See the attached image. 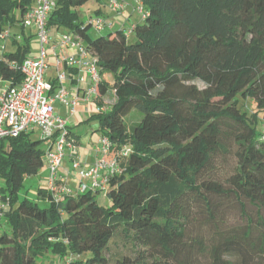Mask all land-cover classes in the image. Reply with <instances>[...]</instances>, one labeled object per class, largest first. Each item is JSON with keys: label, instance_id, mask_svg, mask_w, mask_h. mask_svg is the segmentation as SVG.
<instances>
[{"label": "trees", "instance_id": "1", "mask_svg": "<svg viewBox=\"0 0 264 264\" xmlns=\"http://www.w3.org/2000/svg\"><path fill=\"white\" fill-rule=\"evenodd\" d=\"M88 1L55 0L47 29L87 40L99 76L112 74L111 86L99 82L90 119L129 154L108 179V206L97 191L56 204L47 188L37 201L18 196L44 165L42 140L3 141L0 264L69 254L77 264H264V133L255 127L264 112V0H133L145 18L129 34L121 26L91 39L77 13ZM33 4L0 0V34ZM26 52L18 45L2 56L1 80L20 82L10 63ZM133 110L143 117L128 131ZM116 238L130 253L108 256Z\"/></svg>", "mask_w": 264, "mask_h": 264}, {"label": "built area", "instance_id": "2", "mask_svg": "<svg viewBox=\"0 0 264 264\" xmlns=\"http://www.w3.org/2000/svg\"><path fill=\"white\" fill-rule=\"evenodd\" d=\"M35 8L29 10L20 21L21 27L35 25L40 53L35 58H25L22 62L12 61L10 67L19 72L21 80H1L0 84V145L3 141L17 138L23 133H38L49 146L45 151L44 160L48 165L49 178L46 188L51 193L53 202L58 204L64 198L72 195L67 186L66 177L58 174V168L66 157L68 149L75 147V140L69 128L68 118L73 117L83 102H90L98 95V85L101 80L97 69V59L88 51L84 41L75 39L72 35L57 34L50 37L47 21L55 9V0H34ZM109 6L113 11L122 13L124 4L119 0H111ZM139 7L142 19L145 15ZM96 32H102L107 26L106 21L90 20ZM132 25L127 30L129 34ZM9 32L0 34V45L5 47ZM69 50L72 55L63 57V52ZM55 58L56 80L50 83L46 80L49 54ZM65 68H78L77 82L88 83L80 96L76 91L71 93L66 83L68 74L60 71ZM66 110L67 117H63L56 105ZM129 154V149L123 147L115 150L107 137L102 136L96 149V158L87 168L78 171L79 184L77 193L87 191L101 192L108 183V179L121 172L120 160ZM72 167L80 168V162L75 155H71ZM1 186V183H0ZM8 203L0 197V230ZM74 259L71 256L70 262Z\"/></svg>", "mask_w": 264, "mask_h": 264}, {"label": "rangeland", "instance_id": "3", "mask_svg": "<svg viewBox=\"0 0 264 264\" xmlns=\"http://www.w3.org/2000/svg\"><path fill=\"white\" fill-rule=\"evenodd\" d=\"M133 2V0H131ZM109 1L107 2V6L103 8H99V4L96 0H90L87 3H85L83 6L77 8V13L79 14V19L83 22H88L90 20L94 21L96 19L106 21L107 23L114 24L113 28L111 29V32H115L118 27H125L126 29H129L130 26L134 23L139 22L142 17L139 13V5L133 2L131 5L133 7H130L135 11V13L129 17L131 14V9H129L127 12H125V15H120L116 11H113L112 8L108 5ZM124 4L126 6V0H124ZM35 8V4H33L31 9ZM20 17H17V20H19ZM7 31L9 32V36L6 40V46L3 48L2 45H0V51L2 53H9L11 51H14L17 49V46L20 45L22 47L27 48L26 52V58H35L40 53V44L37 39V29L35 25H30L26 27H21L19 21H15L11 27H7ZM60 35H68V32L65 29H60L58 32H55L54 30H49L50 37H53L55 34ZM108 33V30H103L101 35H106ZM89 38H95L97 36L95 26L92 24L88 29ZM16 41L17 43H14ZM134 41V36H130L129 42ZM88 41H84V44L87 45ZM49 54V53H48ZM55 59V58H54ZM55 60L53 58L49 61L50 65H54ZM51 74L54 73V71H51ZM101 79L104 81H107L109 86H111L113 82V76L110 73H104L101 74ZM196 85L199 88H203V84L201 82H196ZM108 99L109 102H107V105H109L112 102V97H106V100ZM238 100V106L245 111H247L249 114L252 112L257 111V107L255 102L252 98H243L241 96H237L236 98ZM84 104L88 105L89 102H83ZM57 109L61 106L58 104L56 105ZM89 113L93 115V113L97 112V106L94 102H90L88 105ZM81 111V109H80ZM62 115L64 114L63 109L61 110ZM80 113V112H79ZM77 114L74 120L71 121L70 125L73 129V132L79 136L80 144H79V150L81 152L87 153L89 150H95L97 149L99 145L100 140V133L97 131H94L95 128L98 125V121L95 119H91L89 122H85L80 114ZM143 115L142 113L138 112L137 110H133L130 112V114L125 118V125L127 127V130L130 131L131 127L135 124H138ZM256 129L260 133H264V112H260L257 117V122L255 124ZM31 139L33 140H41L38 133H32ZM92 138V140H91ZM49 146L48 141H41L40 147L46 151V149ZM96 153V152H95ZM67 156L68 154L65 153ZM49 178V171H48V165L46 162H44L43 167L39 170L37 175L26 177L23 186L20 189L18 196L20 199L26 198L30 201H37L38 198V189L40 187L44 188L46 185V182ZM40 179H45L46 182L42 183V181H39ZM106 188L95 194V200L99 206H108L109 201L106 196ZM40 207H44V204L41 202L39 203ZM3 221V220H2ZM2 223V222H1ZM122 239L116 238L113 240L111 247L109 251L107 252L108 256L118 257L125 253H130L129 250L124 249L122 246ZM129 251V252H128ZM79 259L76 257L73 259L74 264H77ZM44 260H38L37 264H43Z\"/></svg>", "mask_w": 264, "mask_h": 264}, {"label": "crops", "instance_id": "4", "mask_svg": "<svg viewBox=\"0 0 264 264\" xmlns=\"http://www.w3.org/2000/svg\"><path fill=\"white\" fill-rule=\"evenodd\" d=\"M96 1L98 2L99 6H100L99 8H103V7H106L107 6V2L109 1V3H110L111 0H96ZM119 1L124 4V0H119ZM109 3H108V5H109ZM132 3L133 2L131 0H126V6L124 4V12H123V14H120V15H122V16L125 15V12H127L129 9H131L130 7H133L131 5ZM134 13H135V11L133 9H131V14L129 15V17H131ZM113 26H114V24L109 22V23H107V26L105 27L104 30L111 31ZM55 35H57V33ZM6 43L7 42H5V46H6ZM72 54H74V52L69 51V50H65L63 52V57L66 56V55H72ZM3 55H4V53H2L0 51V60H1ZM52 58H53V60H55L54 57L49 52L48 68L46 70V80L48 82H50V83H54L55 80H56L55 62H54V65H50L49 64V61ZM49 70L54 71V73L51 74V72ZM60 71H66L67 74H68V81L66 83V86H67L68 90L71 93H74V92L77 91L79 93V95L81 96L83 94L84 88L88 85V83L80 85L77 82L78 68L77 67H73V68L66 69L65 65H63V66H61ZM2 85L3 84H0V86H2ZM104 100H106V97L104 98ZM90 102H94L93 98L91 99ZM90 102H89V104H90ZM88 105H86L84 103H81L80 107L77 109V111L74 114V116L68 118L69 125H70L71 121L74 120V118L76 117V115L79 112H80L79 114L81 115V118L85 122H89L91 120L90 117L98 112V106L96 105L97 106V112H95V113H93V115H91L89 113ZM59 106H61V105H59ZM62 109L64 111L63 115L61 113ZM80 109H81V111H80ZM58 111L60 112V114L63 117H67L66 110L64 109V107H62V106L59 107ZM69 128H70V131H71L72 135H74V137H76L77 144L75 145V147L73 149L66 150V153L68 155L64 158V160L62 161L61 165L59 166L58 174L59 175H63V176L66 177V183H67V186L69 187V189L72 192V196H77V194H78L77 193V187H78V184H79L78 171L81 170V169H87L94 162V160L96 158V153H95L96 149L95 150H89L87 153H85V152H81L80 153V150H79L80 149L79 148V144H80L79 136L73 132V130H72L73 128L71 126H69ZM94 131L99 132L100 133V138L102 137V133L99 130V125H97V127L95 128ZM91 140H92V138H91ZM72 154L76 156V160L78 162H80V164H81L79 169H74L72 167V162H73L72 158H71ZM39 181H42V183L46 182L45 179H40ZM40 188H42V187H40ZM43 189H46V185H45V187ZM38 202L39 203L42 202L44 205L46 204V202L41 201V200L38 201ZM70 259H71V255L70 254L67 255L64 259H61V260L57 259L54 256H49L48 258L44 259L43 264H74L73 260L70 262Z\"/></svg>", "mask_w": 264, "mask_h": 264}]
</instances>
